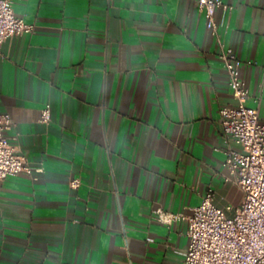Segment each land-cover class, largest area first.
Listing matches in <instances>:
<instances>
[{"label": "crops", "instance_id": "obj_1", "mask_svg": "<svg viewBox=\"0 0 264 264\" xmlns=\"http://www.w3.org/2000/svg\"><path fill=\"white\" fill-rule=\"evenodd\" d=\"M223 1L220 38L264 121V0ZM13 8L35 31L1 46L0 112L32 172L0 182V264H184L186 216L207 188L229 216L244 199L220 124L236 99L197 0Z\"/></svg>", "mask_w": 264, "mask_h": 264}, {"label": "built area", "instance_id": "obj_2", "mask_svg": "<svg viewBox=\"0 0 264 264\" xmlns=\"http://www.w3.org/2000/svg\"><path fill=\"white\" fill-rule=\"evenodd\" d=\"M15 0H0V49L15 35L32 33L35 25L15 14ZM205 14L206 25L218 38L219 57L224 63L227 81L236 102L220 108L223 134L233 144L225 148V166L244 194L234 215L215 203V189L209 186L199 204L186 216L188 245L184 264H264V121L259 109L247 105L249 89L241 75L242 60L219 35L216 10L229 9L223 0H197ZM50 105L42 111V121H48ZM15 125L9 112H0V182L21 172H32L27 158L17 152L6 131ZM226 180H229L226 177ZM80 179L72 180L78 187ZM161 221L170 223L181 214L156 210Z\"/></svg>", "mask_w": 264, "mask_h": 264}]
</instances>
